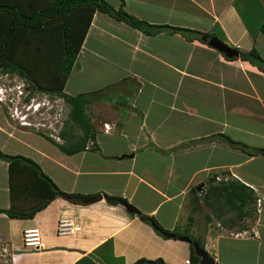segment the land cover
<instances>
[{
    "label": "crops",
    "instance_id": "crops-1",
    "mask_svg": "<svg viewBox=\"0 0 264 264\" xmlns=\"http://www.w3.org/2000/svg\"><path fill=\"white\" fill-rule=\"evenodd\" d=\"M109 1L115 7L120 5V0ZM178 1L126 0L125 8L154 24L211 33L240 52L256 48L264 57V8L258 30L253 28L255 15L240 10L241 3L256 0H181L182 15L169 10H176ZM151 5L168 13L141 15L142 7ZM204 41L189 40L179 31L147 35L96 12L65 92H95L87 112L98 108L104 118L95 123L88 112L96 146L91 147L90 142L75 154L64 152L57 142L40 134L13 126L7 109L0 106L3 151L12 148L11 139H28L26 144L35 146V155L27 157L38 162L62 190L84 196L83 203L58 197L31 218L0 212V264H115L118 260L130 264L141 258L181 264L182 255L186 264L190 243L164 236L129 212L123 200L154 216L168 231L180 228L182 208L193 204L184 228L201 219L204 229L192 228L194 237L212 241L222 263L264 264V153L253 155L227 140L230 137L252 149L264 148V70L240 55L231 59ZM107 73L114 77L102 78ZM108 87L118 95L102 97L98 93ZM131 98L135 110L125 111ZM38 136L56 145L50 143L53 146L46 145L48 150H44L38 146ZM222 174L227 182L235 181L253 191V216L234 221L237 213L227 218L225 214L232 209L227 206L216 222L208 210L189 199L193 193L197 198L209 190L210 182ZM38 201L32 191L24 189L15 206L30 209ZM11 206L9 164L0 158V208ZM198 210L201 217L195 220L191 212ZM63 217L73 219L81 229L59 235L57 225ZM245 219L250 223L239 225ZM218 223L229 231L247 233L230 236ZM35 227L42 230V244L25 247L23 231Z\"/></svg>",
    "mask_w": 264,
    "mask_h": 264
},
{
    "label": "trees",
    "instance_id": "trees-1",
    "mask_svg": "<svg viewBox=\"0 0 264 264\" xmlns=\"http://www.w3.org/2000/svg\"><path fill=\"white\" fill-rule=\"evenodd\" d=\"M125 5L126 0H120L118 7L108 0H0V70L17 72L26 78L31 88L62 96L71 105L69 117L62 131L66 140L64 143H56L68 154L85 150L90 142L93 143L91 147L96 146L94 143L96 135L87 113L90 95L95 92L77 95L65 92L66 82L77 64L78 55L96 12L106 13L147 35L165 30L183 32L189 40L202 41L204 36H212L211 33L196 29L151 23L129 12ZM261 31L264 34V20ZM240 58L264 70V57L256 48L241 51ZM227 140L232 146L240 147L253 155L264 153V148L252 149L246 143L230 137H227ZM0 158L9 164L12 200L11 208H0V212L10 217L31 218L58 197L83 203V195L62 190L34 159L22 154H9L1 148ZM219 181L214 187L219 188L220 192L216 191L218 196L212 202L207 201L218 218L221 219L225 213L224 206L238 210L234 221L256 213L254 206L256 197L249 187L235 181L227 182V179ZM24 189L32 191V195L39 198L38 203L30 209L15 206V199ZM211 189L212 186L204 199ZM108 198L114 201L122 200L118 197ZM136 214L152 224L161 234L173 232L176 238L183 236L177 229L173 231L165 229L152 215L140 211ZM190 237L205 248L203 241L194 236ZM190 247L191 264H198L200 257L196 254L193 244H190Z\"/></svg>",
    "mask_w": 264,
    "mask_h": 264
},
{
    "label": "rangeland",
    "instance_id": "rangeland-1",
    "mask_svg": "<svg viewBox=\"0 0 264 264\" xmlns=\"http://www.w3.org/2000/svg\"><path fill=\"white\" fill-rule=\"evenodd\" d=\"M259 1H260V3L256 0V3L251 2L249 4H242V3L240 4V10H241V8H242V10H243V8H245L247 10H250L255 15L254 16V25H253V28L255 30L259 29L258 19L260 18V16H262V15H260V13H261V11H263V8H264L263 7L264 6V0H259ZM176 3H177L176 4L177 5L176 10H174L172 8H170L169 10L171 12L174 11L175 14L182 15V2H181V0H179ZM171 4H172V2H171ZM132 8H135V7H132ZM238 8H239V5H238ZM178 10L181 12H179ZM163 11L164 10L159 5H151V6H147V7H142V10L140 12H141V15H166L168 13L166 9H165V12H163ZM263 18H264V15H263ZM220 36L225 38V36L223 34H220ZM229 45L231 46V43H229ZM110 74L111 73H107L102 78L114 77V76L111 77ZM74 86H77V85H74ZM131 86H134V82L132 83ZM27 89L30 92L28 94V98L25 99V96L27 95ZM110 89H111V87H108V88H105V89L99 91L98 93L102 92L101 93L102 97L111 96L112 94L118 95L117 91L116 90L114 91V89H111V91H108ZM68 90H69V88H68ZM8 94H11V95L8 96ZM21 94H23V95H21ZM11 96H14L13 98L15 100L13 102H11V101L9 102V100H10L9 98ZM92 96H94V94H92ZM29 98H30V100H29ZM107 98H109V97H107ZM110 98H113V97H110ZM42 100L44 101L46 106L43 109H42V106L40 107L39 110L40 111L43 110L41 113L35 112L34 107H31V105L33 103H36V102L41 103L40 101H42ZM121 100H122V98H121ZM0 101H2V102H0V104H1L0 106H3L5 109H7V111H6L7 118L10 120V122L12 123L13 126L16 125V126L22 128L24 130L35 132V133L40 134L41 136H43L45 138H48V137L51 138L52 137L51 139H53L55 141V143L57 141H60L63 143L65 142L66 138L63 137L62 131L64 129L65 122L69 117L71 105L69 103H67V101L64 98H62L59 95H56L52 92H47V91H43L41 89H35V88L31 89V86L29 85L28 81L21 74H19L17 72H10V71H7L4 69V70H0ZM110 102L111 103L114 102V99H111ZM16 103H18L19 106L15 105ZM130 103H132V98L129 100V105L125 106V108H124L125 111H127L128 109L135 110L133 107H131ZM23 104L27 105V106L24 107ZM98 111H100V110L98 108H95V107L88 110L90 115L93 117L92 119H94L95 123H98L99 119L102 120L101 117L104 118L103 113H101V112L98 113ZM89 113H88V115H89ZM19 116H20V118L25 116L24 119L27 122L26 127L21 126L22 121L20 122ZM38 139L41 140V145H38V146H41L44 150H48L47 148H45L46 145L53 146L50 143L54 144L53 142L47 143V140H45L44 138L39 137V136H38ZM27 142H28V139H25L21 142L16 141L15 139H11L10 144L12 145V148L8 149L7 151L6 150H4V151L8 152L9 154L20 153V154L25 155V156H34L35 155V146L33 145L31 147V146L26 144ZM0 144H2L1 138H0ZM54 145H56V144H54ZM46 163H48L47 160H46ZM221 173H223V172H221ZM213 176H214V174H212V177ZM218 177H219V179H226V176H223V174H222V176L218 175ZM216 180L217 179H213V181L210 182L212 189H211V191H210V193L206 199H204V198H205V194L208 192V190L204 191L203 193H201V192L199 194L197 193L198 194L197 198L195 197V195H193L194 194L193 193L192 195H189V199H192L193 203H195V200H196V205L200 204L201 207L204 209V211L208 210L209 214H211L213 217H215L214 220L217 222V220H219V218L213 213V211L210 208L211 206L207 203L208 200H210L212 202L216 198V196H218L217 192H220L219 188H214ZM178 201L179 200H176V203H178ZM216 201L218 202V199H216ZM192 208H193V204H190V206L188 208H186V209L182 208V211H181V217L179 220L180 228H178V231L179 232L181 231L183 233V236H195L192 228H194L196 225L201 227V225H200L201 219L199 220L197 218V217H201L199 210H198V212L197 211L191 212L192 217H194L195 220L197 218V220L193 223H188V226H189L188 229L184 228L185 225L187 224L186 215L189 214V212ZM224 208H226V206H224ZM232 209L234 211H232ZM232 209H229L230 211L227 212L229 214H225V216L227 218L230 216V214L232 212L233 213L238 212V210L234 209V207H232ZM160 216L163 219L161 214H160ZM165 220L166 219H163V221H165ZM249 223H250V221L248 219H245V221L241 222L239 225L245 226ZM165 224H167V223H165ZM203 229H204V227L199 228L198 232L203 231ZM230 234H231V232H230ZM230 236L234 237L233 234ZM201 241H203V240H201ZM211 242L212 241H208V243H205L203 241V243H205L207 246V252L209 253V255H211L213 258H215L217 260V262L224 264V263H222V261L224 259H222L220 253L216 250V248H213V244H211ZM217 257L219 258V260L217 259ZM184 258H185L184 255H182V259L180 260L181 264H184ZM120 262L121 261L118 260L115 264H120ZM99 264H103V262L100 261Z\"/></svg>",
    "mask_w": 264,
    "mask_h": 264
},
{
    "label": "water",
    "instance_id": "water-1",
    "mask_svg": "<svg viewBox=\"0 0 264 264\" xmlns=\"http://www.w3.org/2000/svg\"><path fill=\"white\" fill-rule=\"evenodd\" d=\"M202 39L207 41L208 45H210L211 47L221 51L222 53H224L228 57H239V55H240L239 50L230 46L229 44H227L225 41H223L222 39H220L216 35L204 36ZM85 201L88 202L87 200H85ZM122 204L126 207V209L129 212H132V213H138L139 212L138 209L134 205L129 203L128 201H123ZM163 235L168 237V238H176V234L171 233V232H166ZM179 238L182 241H186V242H189L190 244H193L196 254L200 257V261L198 264H221V263L217 262L212 256H210L204 247L200 246V244L197 241H194L189 236H180ZM146 263L147 262L145 259H139V260H137L133 263H130V264H146ZM148 263L149 264H171V263H167L163 258L149 260Z\"/></svg>",
    "mask_w": 264,
    "mask_h": 264
},
{
    "label": "built area",
    "instance_id": "built-area-1",
    "mask_svg": "<svg viewBox=\"0 0 264 264\" xmlns=\"http://www.w3.org/2000/svg\"><path fill=\"white\" fill-rule=\"evenodd\" d=\"M14 96H11L9 99V101L13 102L15 99L13 98ZM36 108L37 104H33L31 105V107ZM22 123L23 124H27L26 120L24 119V117H22ZM107 129H109L110 127H106ZM57 140V139H56ZM219 179V177H218ZM227 179V178H226ZM260 203V200H259ZM218 226L221 227L224 231H229V229H226L225 227H222V225L220 223H218ZM81 226L78 225L73 219L71 218H67V217H63L60 218L58 221V225H57V233L59 235H69V234H73L76 231L80 230ZM235 231V230H234ZM230 231L231 234H233L236 237H240L243 236L247 233L246 230H242V231ZM23 244L25 247H32V248H36L39 247L42 244V240H43V234H42V230L39 227H35V228H29V229H25L23 231ZM186 264H190V259H187Z\"/></svg>",
    "mask_w": 264,
    "mask_h": 264
},
{
    "label": "clouds",
    "instance_id": "clouds-1",
    "mask_svg": "<svg viewBox=\"0 0 264 264\" xmlns=\"http://www.w3.org/2000/svg\"><path fill=\"white\" fill-rule=\"evenodd\" d=\"M5 89H6V88H5ZM31 89H32V88H31ZM35 89H38V88H35ZM29 92H30V91L27 89V95L25 96V99L28 98V94H29ZM9 95H11V94H8V96H9ZM21 95H23V94H21ZM60 97H62V96H60ZM62 98H63V97H62ZM6 99H7V98H6ZM29 100H30V98H29ZM9 102H10V101H9ZM40 102H41V103H39V102H38V103H37V102H36V103H33L34 105H35V104H38V105L36 106V108H34V111H35V112H39V113H41L43 110L40 111V110H39L40 107L42 106V109H43V108L46 106V104L44 103L43 100L40 101ZM42 102H43V103H42ZM24 104H25V103H24ZM24 104H23V106L26 107L27 105H24ZM33 104H32V105H33ZM48 104H49V103H48ZM15 105L19 106L18 103H16ZM32 107H33V106H32ZM22 119H23V118H20V116H19V120H20V122L22 121ZM21 125L26 126V124H23V123H22ZM51 138H52V137H51ZM57 142H58V143H63V142H60V141H57ZM217 179H218V178H217ZM189 259H190V258H189ZM190 262H191V261H190ZM190 264H191V263H190Z\"/></svg>",
    "mask_w": 264,
    "mask_h": 264
},
{
    "label": "flooded vegetation",
    "instance_id": "flooded-vegetation-1",
    "mask_svg": "<svg viewBox=\"0 0 264 264\" xmlns=\"http://www.w3.org/2000/svg\"><path fill=\"white\" fill-rule=\"evenodd\" d=\"M171 233H173V232H171ZM190 237V236H189ZM190 238H192V237H190ZM205 249L207 250V246L205 245ZM141 259H144V258H141ZM139 260V259H138ZM146 260V264H149L148 262H149V259H145Z\"/></svg>",
    "mask_w": 264,
    "mask_h": 264
}]
</instances>
